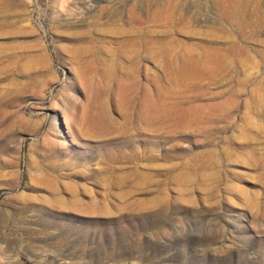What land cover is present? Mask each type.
<instances>
[{
    "label": "rangeland",
    "instance_id": "rangeland-1",
    "mask_svg": "<svg viewBox=\"0 0 264 264\" xmlns=\"http://www.w3.org/2000/svg\"><path fill=\"white\" fill-rule=\"evenodd\" d=\"M0 264H264V0H0Z\"/></svg>",
    "mask_w": 264,
    "mask_h": 264
},
{
    "label": "bare ground",
    "instance_id": "bare-ground-1",
    "mask_svg": "<svg viewBox=\"0 0 264 264\" xmlns=\"http://www.w3.org/2000/svg\"><path fill=\"white\" fill-rule=\"evenodd\" d=\"M3 1V0H2ZM170 2V1H169ZM236 10V9H235ZM233 12V11H232ZM248 20V19H247ZM140 35V34H139ZM135 40L136 41H139V44L140 43H142L141 44V47H144V46H147L148 45V43H149V45H148V47H150V41L149 40H147L146 39V37H144L143 35L141 36H137V37H135ZM160 44V43H159ZM163 44V43H162ZM179 44V43H178ZM152 45V44H151ZM155 45V44H154ZM177 45V44H176ZM168 46V45H167ZM147 49V48H146ZM160 49V48H159ZM171 49V48H170ZM135 50V49H134ZM161 50L162 51H160L161 53L163 52V56L165 55V51H163V48H161ZM169 50V49H168ZM176 50V51H175ZM174 50V52H172V60H171V64L172 65H176L177 64V62H178V60H179V58H180V54H179V52L177 51V49H175ZM171 51V50H170ZM169 53V52H168ZM158 56V55H157ZM162 55H159V57H163ZM185 56V55H184ZM188 59V58H187ZM196 60V59H195ZM184 61H186V60H184ZM164 62H169L170 63V60L169 61H164ZM185 64V63H184ZM166 66V64L165 63H161V67H165ZM170 67V69H171V65L169 66ZM175 67V66H174ZM179 68H182V67H179ZM191 69V68H190ZM204 76V75H203ZM152 80L150 79V78H145V80H144V82H143V85L144 86H146V84H148V83H150ZM158 82V81H157ZM153 113V112H152ZM147 114H148V112H147ZM150 115V114H149ZM146 117V116H145ZM153 117V116H152ZM151 117V118H152ZM145 122V121H144Z\"/></svg>",
    "mask_w": 264,
    "mask_h": 264
}]
</instances>
